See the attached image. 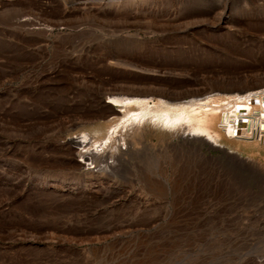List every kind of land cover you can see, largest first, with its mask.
<instances>
[{"label":"rangeland","instance_id":"1","mask_svg":"<svg viewBox=\"0 0 264 264\" xmlns=\"http://www.w3.org/2000/svg\"><path fill=\"white\" fill-rule=\"evenodd\" d=\"M248 87L264 0H0V264H264V165L160 113ZM119 95L161 99L135 149Z\"/></svg>","mask_w":264,"mask_h":264},{"label":"bare ground","instance_id":"2","mask_svg":"<svg viewBox=\"0 0 264 264\" xmlns=\"http://www.w3.org/2000/svg\"><path fill=\"white\" fill-rule=\"evenodd\" d=\"M203 1L207 3L213 0ZM259 86L261 85L257 87ZM252 87L246 89H223L221 91L225 92L222 93L209 92L194 96L189 95V98H191L189 100L186 97L182 99H179V97L174 98L172 100H178L172 106L176 111L171 112L170 109H164L160 112L162 113L161 118L167 125L169 123L173 127V133L179 134L181 139L197 142L200 145L209 144L222 150L240 153L245 158L251 157V159H254L252 156H255L258 158H255L256 161L264 165V89L256 90ZM248 89L253 90L248 91ZM234 91L237 92L235 93ZM107 98H110L107 103L120 106V109H118L122 113L121 118L115 117L116 121L112 120L114 121L112 125L111 120L108 121L110 122L109 125H107L108 122L106 123L107 129H111L110 131L116 133L117 131L115 132V130L117 128L118 131L120 127L127 129L129 126L123 125L126 123L130 124V140L129 142H122L127 144H125L126 148H137L135 146V144L137 145L136 138L142 131L140 122L145 119L149 110L151 111L153 107L161 105V99L155 100L150 105L149 102L153 98L149 96L132 98L119 95ZM98 132L101 134L100 131ZM114 133L112 134L114 135ZM86 138V136L71 138V142L81 146L79 152L84 158H87L88 155L96 157L104 153L121 154L120 150L122 149H119L118 144L113 143V145L107 147V140L99 141L102 138L98 140V145L86 147L84 143L90 142L86 141ZM150 185L155 187L154 183Z\"/></svg>","mask_w":264,"mask_h":264}]
</instances>
